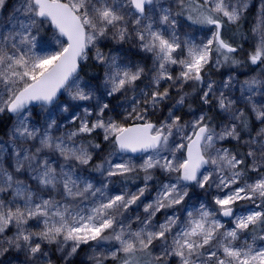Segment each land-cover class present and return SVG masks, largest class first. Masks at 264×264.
I'll list each match as a JSON object with an SVG mask.
<instances>
[{
  "label": "snow or ice",
  "instance_id": "6c2138e0",
  "mask_svg": "<svg viewBox=\"0 0 264 264\" xmlns=\"http://www.w3.org/2000/svg\"><path fill=\"white\" fill-rule=\"evenodd\" d=\"M0 117V264H264V0H0Z\"/></svg>",
  "mask_w": 264,
  "mask_h": 264
},
{
  "label": "rangeland",
  "instance_id": "374dc122",
  "mask_svg": "<svg viewBox=\"0 0 264 264\" xmlns=\"http://www.w3.org/2000/svg\"><path fill=\"white\" fill-rule=\"evenodd\" d=\"M255 1V0H254ZM11 2H13V0H10V5H11ZM253 19H255V15L253 16ZM183 32H186L188 33L190 36L194 37L195 39L199 40V39H202L204 38L208 33H209V29L207 27H201V26H191V27H184L182 29ZM183 38V37H182ZM109 47H111L113 50H120L121 48L123 49V51L125 53H127V56L128 58L135 62V63H147L148 66L151 65V59H150V55L151 54H145V53H142V52H139L137 49L135 48H131L130 45H116L114 43L112 44H109ZM107 50V49H106ZM255 73L253 74H248L246 76H243L241 77V79H244L246 78L247 76H250V75H254ZM103 76V69L101 68V77ZM143 86V85H141ZM166 114V110L164 113H161L159 115H164ZM191 118V117H190ZM189 118V119H190ZM226 146H230V145H226ZM127 155V154H126ZM141 156V155H140ZM139 157V156H137ZM137 157H134V159H136ZM139 162V161H137ZM86 175H91L90 173H85ZM255 174H253V178H254ZM102 177L100 176V174L98 173V178L96 179L97 181L101 180ZM99 186V185H98ZM129 188H131L132 190H135V187H132L129 185ZM197 192H199L200 190H196ZM214 191V190H213ZM195 199V197H194ZM254 205H251L249 202H246V201H241L239 202V204L237 205L236 207V212L238 214H243L245 213L248 209H251L253 208ZM220 219L222 220L223 223H225V225L228 227V228H231L233 227L232 223L230 222L229 218H224V217H220ZM135 227V225H134ZM85 251H87V247L85 246ZM83 253L81 254V257L78 258V261H76V264H81V260L83 259Z\"/></svg>",
  "mask_w": 264,
  "mask_h": 264
},
{
  "label": "trees",
  "instance_id": "16d2710c",
  "mask_svg": "<svg viewBox=\"0 0 264 264\" xmlns=\"http://www.w3.org/2000/svg\"><path fill=\"white\" fill-rule=\"evenodd\" d=\"M253 2H255V1L253 0ZM252 13L253 14L249 17V19L245 23L243 29H241V32H243L245 34H247L248 30L252 27V24L254 22L253 16L255 15V9H252ZM235 38L237 39V41L243 42V41L240 40V33H237ZM244 49H245V52L249 49V44L248 43H244ZM241 55H244V54L241 53ZM237 71L243 73L244 74L243 76L255 73L252 68H240ZM85 73H95V74L101 76V68L100 69L86 68L85 72L81 73V75H84ZM243 76H241V77H243ZM174 97H175V94H174ZM193 108L197 112H199V104H198V102L193 104ZM185 111H186V109H185ZM185 118L189 119L190 116H186ZM218 119H220V117H218ZM0 120H2L5 125H9L10 126V120H9L8 117H0ZM5 131H6V128L0 127V136H2ZM99 160H100V157L99 156L96 157V162H99ZM90 174H91V176L96 177V179L98 178V173L90 172ZM250 175L253 176V174H251V173H250ZM140 184H142V179L141 180H136L135 183L129 182V185L132 186V187H136L137 185H140ZM77 261H78V259H77Z\"/></svg>",
  "mask_w": 264,
  "mask_h": 264
},
{
  "label": "water",
  "instance_id": "95a60500",
  "mask_svg": "<svg viewBox=\"0 0 264 264\" xmlns=\"http://www.w3.org/2000/svg\"><path fill=\"white\" fill-rule=\"evenodd\" d=\"M127 155H133V154H127ZM142 154H135L134 157L140 156Z\"/></svg>",
  "mask_w": 264,
  "mask_h": 264
}]
</instances>
